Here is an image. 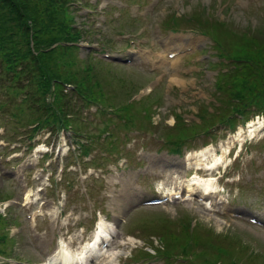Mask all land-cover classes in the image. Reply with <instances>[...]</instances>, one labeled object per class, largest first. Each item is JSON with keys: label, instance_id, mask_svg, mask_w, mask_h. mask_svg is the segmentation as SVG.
<instances>
[{"label": "rangeland", "instance_id": "1", "mask_svg": "<svg viewBox=\"0 0 264 264\" xmlns=\"http://www.w3.org/2000/svg\"><path fill=\"white\" fill-rule=\"evenodd\" d=\"M81 1L85 0H78L77 4H82ZM135 1H139L140 5L137 6ZM110 2L114 1L99 0L100 5L89 15L83 16L86 18V33L81 43L87 44L92 41L91 43L99 50L121 57L131 56L134 60L124 64L106 63L101 60L95 64V70L101 79V87L106 92L105 102L102 103L110 107L112 104L125 102L127 96L154 76L156 80H160L159 85L141 100L145 99V102L150 100V103L157 100L158 103L147 109L146 112L154 110L153 115L144 119L132 113L135 128L143 129L139 135L135 134L137 131L126 133L125 127L114 118L115 125H111L113 130L116 128L113 131V134L117 135L114 145L109 147V136L104 139L100 137L88 156H94V161L85 165L88 166L86 172L78 163L71 165V168L77 171V175L65 176L63 184L57 182L55 190L49 187L52 177L59 181L61 176L55 166L57 160L52 157L53 162L47 166L44 159H41L42 153L45 149L53 153L56 146L66 148L67 143H71L69 132H61L57 138L53 135L47 143L48 132L41 129L32 138L34 146L29 150L26 148L29 140L21 130L25 128L26 119L35 116L36 105L31 109L21 104L20 94L1 106L0 168L4 167L5 174L4 177L0 175V192L5 198L4 201H0V212L15 222L2 228V232L7 233L8 237H14L13 241H6L7 249L10 250V253L6 254L11 256L3 262L4 264H42L40 261L48 250L56 246V238L59 236L67 239L70 234H81L84 228L82 234L86 238L90 235L99 215L113 220L114 216L128 205L123 199L125 194L120 195V192H123L121 178L130 176L132 186L144 197L147 192L142 191V186L152 190L161 189L164 172L156 166H150L148 157L157 155L176 159V156L167 153L165 143H162L158 135L165 134L169 129L173 122L172 114L176 110L186 111L181 114L187 120L196 118L194 113L200 101L204 97L208 99L211 94L209 87L214 70H207L205 74L200 71L202 64L194 62L202 56L200 51L195 50L208 47L213 42L208 35L200 33L199 21L194 19L206 14L205 7L211 13V21L215 22L216 18L228 21L230 30L236 32L231 37L234 38L245 30L252 32L254 30L256 36L264 37V0H158L154 6L148 4L149 0H122V6L109 5ZM101 5H108L104 13L100 12ZM78 11L85 13L83 8ZM171 12L178 14L171 20V24L181 29L175 33L168 30L165 24L170 19ZM184 12H189L188 14L194 18L187 17ZM221 27L215 24L212 32L220 33ZM128 31H131L129 35L121 34ZM185 45H191L193 49L174 57H179L177 60L153 62V59L160 61L159 58L165 53L166 46L178 48ZM86 50L88 49L80 47L81 53H85ZM151 65L156 66L155 71L150 70L154 69ZM74 97L79 104L78 97ZM1 98L3 93L0 91ZM75 100L73 104H76ZM129 105L131 106L128 110L133 109L140 114L135 102ZM89 111L94 112L95 107H91ZM11 112L15 113L14 118L6 119L4 114ZM85 113L86 109L83 110L81 106L80 114L83 116ZM92 114L89 113L84 130L92 136L99 137L98 134L101 132L99 127L107 125L110 121L107 116H113L114 113L110 111L102 114L96 111L93 122H90ZM139 119L143 121L142 125L139 124ZM254 119H259L263 123L261 116H255ZM151 131H156L158 135L153 137ZM263 133L264 131L260 132ZM132 135L134 138L130 143H126ZM233 137L228 135L225 140H218V136L213 139L210 135H202L189 143L186 141V145L194 144V147H198L213 139L209 146L222 150L227 148L229 142L231 144ZM15 138L19 139V142L14 143L17 147L12 149L11 145L9 146L10 140ZM254 139L245 143L240 151L236 150L229 156L224 155L228 164L226 167L228 177H222L218 187L224 191L221 194L222 198L228 192L233 208L234 205L239 209L247 205L252 212L264 218V146L255 143ZM187 152L184 151L182 156ZM62 160L68 162V155ZM140 171H143L144 175H139ZM68 181L71 183L66 186ZM223 184L225 187H222ZM7 197L14 200L10 203L12 207L7 206L8 200H5ZM98 209L102 213L98 212ZM187 219H192L195 227H204V235L208 233L211 236L212 232L213 240H222L236 250L242 259L240 261L237 258V264L244 262L264 264L262 226L223 217L191 199H175L166 204L143 205L134 209L122 221L120 230L115 231L114 241L109 245L105 256L99 261L94 259L92 264H166L162 258H152L146 262L131 261V250L149 242L153 246H160L158 239L160 229L156 226L166 224L171 231L182 232V223ZM198 256L188 257L186 263L200 264ZM173 260L183 261L181 256H173L171 264H175Z\"/></svg>", "mask_w": 264, "mask_h": 264}, {"label": "trees", "instance_id": "2", "mask_svg": "<svg viewBox=\"0 0 264 264\" xmlns=\"http://www.w3.org/2000/svg\"><path fill=\"white\" fill-rule=\"evenodd\" d=\"M68 1L0 0V91L3 93L0 108L21 94V104L31 109L36 105L35 116L26 119V123L38 122L39 125H52V128L70 126L76 136L83 132V127H80L83 122L77 117L76 106L70 98L76 95L83 105L98 102L102 105L106 92L95 70L100 58L96 59L94 55L81 57L78 53L76 42L84 38L85 31L72 25L75 19ZM233 33H236L235 30L227 27L213 34L219 59L209 62L212 67L219 68L211 85L213 100L209 103L212 108L202 103L198 111L199 119L190 123L176 113L175 124L164 137L165 146L170 149L180 151L186 143L185 139H193L200 130L219 123L232 128L237 120H243L256 111L264 112V37L256 36L254 30L242 31L234 38L231 37ZM65 83L72 84L69 92L64 91ZM110 106L115 117L118 114L119 117L124 116L127 122L133 121L127 112L128 105ZM7 115L13 119L15 113ZM113 118L108 117L109 123L101 125L99 130H109ZM94 141L92 136L83 144V153L91 150ZM108 144L113 145L110 140ZM3 196L0 192V198ZM11 222L0 213V243H4L7 236L2 228ZM182 225V232L171 231L166 224L156 226L160 229V246H154L158 257L171 262L173 256L187 260L193 254L199 255L200 264H226L227 253L240 256L226 242L213 240L212 232L211 236L208 233L204 235V227L192 228L189 220ZM3 250L0 247V251ZM138 254L141 257L153 255L143 246ZM177 263L190 262L178 260Z\"/></svg>", "mask_w": 264, "mask_h": 264}, {"label": "bare ground", "instance_id": "3", "mask_svg": "<svg viewBox=\"0 0 264 264\" xmlns=\"http://www.w3.org/2000/svg\"><path fill=\"white\" fill-rule=\"evenodd\" d=\"M170 50H174V49H169V51ZM178 58H174V61L177 60ZM248 126H249V135L251 136L255 133L256 127L254 125V122H249ZM241 131L242 129H239L237 132L238 134L237 138L239 140L243 139V137L241 136ZM222 157H223V152L217 155L214 148L205 147L200 151V153H197L194 155H188L187 163L194 164L197 166L203 164L206 167H208V171H212L213 168H216L215 166L220 164V162L222 161ZM152 162L154 164L163 166L167 170H173V171L177 170V167L179 164L178 161H173L171 159H166V158H161V157L158 159H153ZM168 180L172 181L171 178H169ZM210 183H211V179L205 178V179H202V182H200V185H202V187H204L206 190L210 188ZM127 186H128L127 183H125L123 186L124 191H127ZM171 186L172 185L167 187L166 191H169ZM192 188L193 187L191 185H188V189H184V191L189 193L191 192ZM132 194H133L132 198L137 197V194L133 190L128 191V195L130 197L132 196ZM206 195L209 198L207 201L212 207H215L217 204H220V206L224 205L223 202L219 203L218 200L210 192L207 193ZM126 198H128L127 192L125 194V198L123 199L125 200L126 203H129V201H127ZM111 231H112V225L109 224L107 221H105L101 216H99L95 223V232L93 234L94 239L90 243L88 242L82 248H80L79 246H76L73 248L71 247V244H72L71 239L73 237H71L66 245H63L62 243H60L59 245H57V247L53 251L48 252L45 260L42 261V264H82L83 259L84 258L87 259L89 257L95 258V260L99 261L105 255H103L104 250L99 251V245L97 246L95 244L98 238L97 236L99 234L101 235H106L107 233L110 234Z\"/></svg>", "mask_w": 264, "mask_h": 264}]
</instances>
